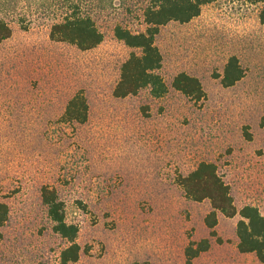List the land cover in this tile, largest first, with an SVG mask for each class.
I'll return each mask as SVG.
<instances>
[{"label":"rangeland","instance_id":"rangeland-1","mask_svg":"<svg viewBox=\"0 0 264 264\" xmlns=\"http://www.w3.org/2000/svg\"><path fill=\"white\" fill-rule=\"evenodd\" d=\"M34 1L8 16L13 35L0 44V201L11 210L0 228V264L60 263L68 242L53 230L44 185L59 190L68 222L80 228L76 264H263L238 250L240 215L218 213L210 229V201L188 199L178 184L200 163H214L238 210L253 205L264 216L262 5L218 0L190 23L161 27L156 43L168 94L119 99L122 65L139 51L114 30L144 31L149 0H86L105 37L86 52L53 41L55 1ZM233 56L245 75L225 88ZM180 73L201 81L205 100L173 88ZM81 92L88 122L61 123L68 100ZM205 240L209 249L190 259L188 249Z\"/></svg>","mask_w":264,"mask_h":264},{"label":"trees","instance_id":"trees-1","mask_svg":"<svg viewBox=\"0 0 264 264\" xmlns=\"http://www.w3.org/2000/svg\"><path fill=\"white\" fill-rule=\"evenodd\" d=\"M42 1V0H39ZM55 1L56 18L51 26L50 37L53 41L65 43L80 51H91L104 41V33L99 28L93 14L88 10L86 0H52ZM218 0H149L142 10L143 22L146 28L142 32H134L126 27H115V36L133 52L122 65L120 80L114 90V96L125 99L136 96L141 91L149 90L152 97L161 99L169 92V87L162 75L164 58L157 46L156 38L160 28L171 22L190 23L201 15L205 6ZM252 4L262 5L260 22L264 27V0H249ZM24 3L30 8L34 0H0V44L13 35V27L8 19L17 12L19 5ZM20 24L24 28L28 21L21 17ZM245 72L237 57H231L226 65L222 85L230 88L244 78ZM173 88L185 97L196 102L206 99L207 94L201 81L187 73H180L174 78ZM90 117V107L84 93L72 96L66 104L60 122L67 125H84ZM264 127V117L261 121ZM178 184L188 199L194 202L210 201L211 213L206 218V224L214 229L218 223V213L233 218L240 215L237 226L239 239L238 250L242 254H256L264 264V216L260 209L253 205H245L239 211L234 203L230 186L224 181L214 163L202 162L187 175L180 176ZM41 199L47 207L48 215L53 223V230L68 242L60 254L59 264H76L81 257L82 248L77 243L80 228L67 220L66 201L58 189L44 185ZM8 203L0 201V228L6 225L10 217ZM200 249L192 251L189 258H195L209 249V242L201 243Z\"/></svg>","mask_w":264,"mask_h":264}]
</instances>
